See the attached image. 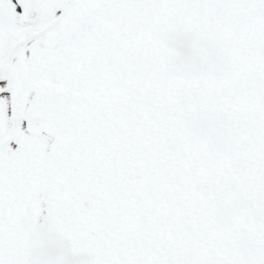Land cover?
<instances>
[{
  "label": "snow or ice",
  "instance_id": "1",
  "mask_svg": "<svg viewBox=\"0 0 264 264\" xmlns=\"http://www.w3.org/2000/svg\"><path fill=\"white\" fill-rule=\"evenodd\" d=\"M0 264H264V0H0Z\"/></svg>",
  "mask_w": 264,
  "mask_h": 264
}]
</instances>
